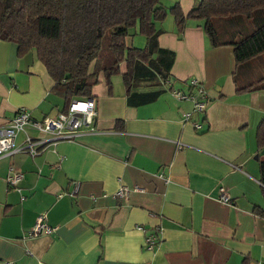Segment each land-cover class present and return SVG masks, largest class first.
<instances>
[{
    "label": "crops",
    "instance_id": "0c3cea01",
    "mask_svg": "<svg viewBox=\"0 0 264 264\" xmlns=\"http://www.w3.org/2000/svg\"><path fill=\"white\" fill-rule=\"evenodd\" d=\"M199 1L160 0L184 13ZM160 26L157 69L146 64L125 84L122 64L110 86L99 74L93 132L0 157V264H264V52L237 63L202 20L188 19L181 35L171 17ZM191 79L207 94L204 110L173 93H188ZM53 85L35 49L20 54L0 39V125L21 108L34 119L64 109ZM14 172L22 177L10 186ZM39 214L54 230L30 237Z\"/></svg>",
    "mask_w": 264,
    "mask_h": 264
},
{
    "label": "trees",
    "instance_id": "16d2710c",
    "mask_svg": "<svg viewBox=\"0 0 264 264\" xmlns=\"http://www.w3.org/2000/svg\"><path fill=\"white\" fill-rule=\"evenodd\" d=\"M167 17L179 35L188 19L202 20L211 45L232 46L237 63L264 52V0H200L187 13L179 3L167 7L160 0H0V39L16 43L20 54L36 50L53 89L65 99V111L72 99L92 97L100 73L110 86L122 64L125 84L146 64L157 69L152 56ZM135 27L143 47L127 45ZM256 142L264 147V118ZM258 158L264 185V149Z\"/></svg>",
    "mask_w": 264,
    "mask_h": 264
},
{
    "label": "built area",
    "instance_id": "2783aa9c",
    "mask_svg": "<svg viewBox=\"0 0 264 264\" xmlns=\"http://www.w3.org/2000/svg\"><path fill=\"white\" fill-rule=\"evenodd\" d=\"M189 92L173 90V93L180 99H190L193 101L195 110L205 109L207 94L196 80L187 81ZM205 99V100H204ZM97 110L95 103L89 98H74L70 101L65 111H58L45 115L42 119H34L26 109H19L17 113L5 124L0 125V157L16 152H27L32 156L39 154L48 144L58 140H73L82 132H93ZM184 120H189V113L184 115ZM199 129L200 124L194 123ZM28 129L35 130L40 136H33L28 133ZM19 133H23V143L15 145L14 141ZM22 175L14 172L7 177L9 185H15ZM78 183H75L74 191L78 190ZM123 188L118 191V195H123ZM220 198L228 201L227 191L220 188ZM53 227L47 225L44 214H39L30 228L28 235L37 236L40 234H50ZM147 247L153 248L154 241L148 238Z\"/></svg>",
    "mask_w": 264,
    "mask_h": 264
},
{
    "label": "rangeland",
    "instance_id": "374dc122",
    "mask_svg": "<svg viewBox=\"0 0 264 264\" xmlns=\"http://www.w3.org/2000/svg\"><path fill=\"white\" fill-rule=\"evenodd\" d=\"M129 32L132 35L131 37H128L129 38V43H131L133 46H139V47H142L145 44V39H144V37L141 34L138 33L137 27L131 28L129 30ZM120 76L121 75H119V74H114V75H112V80L115 77H120Z\"/></svg>",
    "mask_w": 264,
    "mask_h": 264
}]
</instances>
